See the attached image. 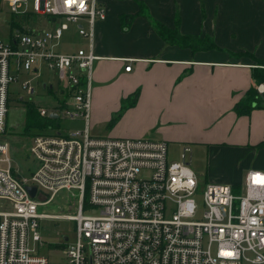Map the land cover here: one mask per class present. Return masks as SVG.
I'll use <instances>...</instances> for the list:
<instances>
[{"label": "built area", "instance_id": "1", "mask_svg": "<svg viewBox=\"0 0 264 264\" xmlns=\"http://www.w3.org/2000/svg\"><path fill=\"white\" fill-rule=\"evenodd\" d=\"M5 9L0 134L7 129L11 86L23 73L32 75L22 89L34 96V80L45 70L55 73L63 90L52 108L39 107L41 116L57 114L51 118L84 126L34 135L29 152L36 169L28 177L16 174L10 145L0 142V264H50L38 248L44 245L41 220L51 218L76 222L75 240L64 245L66 264H264V171L248 173L243 193L228 184L202 186L186 160L190 147L169 162L166 141L91 135L96 24L107 17L97 0H2L0 12ZM22 15L34 18L12 27V17ZM71 23L88 45L63 52ZM256 90L264 95V82ZM27 186L37 187L34 197ZM62 192L76 212L40 210Z\"/></svg>", "mask_w": 264, "mask_h": 264}, {"label": "crops", "instance_id": "2", "mask_svg": "<svg viewBox=\"0 0 264 264\" xmlns=\"http://www.w3.org/2000/svg\"><path fill=\"white\" fill-rule=\"evenodd\" d=\"M97 1L107 17L96 30L99 59L94 67L90 130L92 124L101 128L99 124L122 107L124 97L139 92L135 103L128 100L124 118L145 109L147 122L153 117L159 123L186 121L189 129L176 140L204 147L207 165L202 173L207 183L240 187L251 170L264 171V95L249 114L239 115L235 109L256 85L254 73L264 65L230 54L250 52L264 59V0H143L154 19L174 27L178 14L183 34L212 35L223 49L196 52L165 42L148 18L137 16L135 0ZM130 15L136 17L121 19ZM128 64L131 71L125 70ZM108 108L110 113L104 115ZM152 125L145 126V134ZM143 134L120 130L112 137Z\"/></svg>", "mask_w": 264, "mask_h": 264}, {"label": "rangeland", "instance_id": "3", "mask_svg": "<svg viewBox=\"0 0 264 264\" xmlns=\"http://www.w3.org/2000/svg\"><path fill=\"white\" fill-rule=\"evenodd\" d=\"M8 19V9L0 12V36L4 39H7L9 34ZM101 21L102 20H99L97 22L96 30L99 22ZM87 45L88 40L78 33L77 25L71 23L70 29L65 31L64 33L59 50L63 52L73 50L76 51L80 47H87ZM241 53L242 52L239 53L238 57H243L240 55ZM244 57L251 58L250 56ZM94 71L95 68L93 70V79ZM31 76L32 75L28 76L25 73L20 76L19 82L11 86L10 90L12 92V97H20L26 101H33L38 106V108L40 106L52 108L55 105V99L61 92L55 73L45 70L43 77L34 80V84L37 87V93L34 96L27 95L26 92L22 89V82ZM45 80H49L50 82L54 83L55 87L53 88V93L43 89L42 82ZM16 90H19V92L15 93ZM127 97H124V102L121 105L122 107L117 108L111 112L112 117L108 121L103 122V124H99L101 125V128L94 129L92 124L91 135L95 137H112L113 135H116V133H118L120 130L143 132L144 134L142 136L132 138H148L163 141L166 140L168 143L169 162L181 160L184 147H190L193 152H189L187 154L186 160L196 173L200 172L199 179L201 185L204 186L207 183L204 174L202 173V171L206 169L207 165V153L204 147L196 145L195 143H190L189 141L183 142L180 140H176V138H178L176 137L178 134H181L189 129V125L187 124V122L175 118L166 120V122L162 121L161 123H159L156 117H153L151 122H147L145 118V109H139L135 113L128 115L127 118H124L127 109L130 107L128 105V100L132 99L133 95L129 99ZM103 113L104 115L110 113V109H106ZM134 115L135 117L133 119L129 118ZM123 120L124 123L121 124V121ZM58 123L59 130L62 133L73 132L77 129L83 128L84 126L81 120H70L66 118L59 119ZM151 123H153V127L145 134V126L151 125ZM25 125L26 118L24 102H16L14 100L11 101L8 114L7 129L4 134H0V142L6 141L9 143L11 148V156L13 159L12 164L14 166V169L16 170V174L22 177H28L36 169V161L30 154L29 147L32 142V134L37 131H29L31 132V134H29L25 131ZM113 131L116 132H114V134H111L113 133ZM243 191L244 184L241 185L238 190H235V192L237 193H243ZM67 195L68 194L66 192L60 193L52 203L41 207L40 210L53 214H73L74 212H76L74 202L72 199H69ZM196 199L198 204L201 206L203 202L202 195H198ZM40 232L44 241V245L39 246V253L46 256L49 259L50 264H66L67 258L65 248L64 246L57 247V245L65 244L67 242L71 243L75 240L76 222L66 218L44 219L41 220L40 223Z\"/></svg>", "mask_w": 264, "mask_h": 264}, {"label": "trees", "instance_id": "4", "mask_svg": "<svg viewBox=\"0 0 264 264\" xmlns=\"http://www.w3.org/2000/svg\"><path fill=\"white\" fill-rule=\"evenodd\" d=\"M139 5V12L137 13V16H145L150 20L152 25L154 26L157 34L167 43L172 45H178L182 48H190L192 51H206V50H223L215 41L214 37L212 35L206 34H183L180 30V24H181V18L177 14L175 18V26L169 27L166 24L162 23L159 20L154 19L148 10L147 5L143 0H135ZM2 2V0H0ZM203 15L205 16V13L203 11ZM136 17V15H130V16H122L121 19L123 21L125 20H133ZM34 16L32 15H22L21 17L13 16L11 20L12 27L15 26H21L23 22H30ZM126 24V23H125ZM126 26V25H125ZM231 55L238 57L239 53L230 52ZM241 56H250L253 60H255L258 64L264 65V59L257 58L254 54L250 52H242L240 54ZM256 85L264 82V69H257L254 73ZM53 85L51 88L50 86ZM251 87L246 92V98L242 101H240L235 109L236 112L239 115L249 114L251 110L258 106L259 101V94L257 93L256 87ZM43 87V85H42ZM54 84H46V87L43 89L48 90L49 92L53 93ZM61 91L63 90L60 87ZM139 97V92H136L132 99L135 103L136 99ZM58 98V97H57ZM16 102H24L25 104V118H26V125H25V131L29 134L31 132L29 131H37L34 134H32V137L39 133L46 132L50 127L56 128L59 127L58 120L55 118H51L49 116H41L39 112L38 106L33 101H26L24 99H21L20 97L17 98H10L11 101ZM43 130V131H40ZM39 131V132H38ZM264 145L261 144V146ZM34 172V171H33ZM32 172V173H33ZM31 173V174H32ZM57 246H64L63 244H58Z\"/></svg>", "mask_w": 264, "mask_h": 264}, {"label": "water", "instance_id": "5", "mask_svg": "<svg viewBox=\"0 0 264 264\" xmlns=\"http://www.w3.org/2000/svg\"><path fill=\"white\" fill-rule=\"evenodd\" d=\"M43 87H46V84H43ZM51 88L53 87L52 85L50 86ZM22 99V98H21ZM50 117H57V114H51ZM28 191L31 193V195L34 197L36 195L37 192V187L35 186H27Z\"/></svg>", "mask_w": 264, "mask_h": 264}]
</instances>
